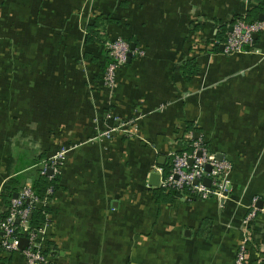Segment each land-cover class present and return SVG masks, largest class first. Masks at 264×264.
Masks as SVG:
<instances>
[{"label": "crops", "instance_id": "0c3cea01", "mask_svg": "<svg viewBox=\"0 0 264 264\" xmlns=\"http://www.w3.org/2000/svg\"><path fill=\"white\" fill-rule=\"evenodd\" d=\"M255 4L0 0V24L13 23L31 62L39 60L32 69L42 80L29 82L49 86L45 96L26 99L32 120L24 138L1 149L0 194L52 146L49 130L59 137L54 144L71 148L40 235L47 264H233L252 200L264 209V30L239 53L225 55L220 44L234 18ZM99 14L116 19L106 28L110 39L134 38L143 53L131 55L112 91L102 84L103 48L84 43L85 27ZM117 120L125 127L101 139ZM189 134L233 166L222 206L214 198L157 206L151 197L158 159L169 160ZM5 210L0 195V216ZM263 235L264 212H257L248 264H263ZM0 264L24 259L0 248Z\"/></svg>", "mask_w": 264, "mask_h": 264}, {"label": "built area", "instance_id": "2783aa9c", "mask_svg": "<svg viewBox=\"0 0 264 264\" xmlns=\"http://www.w3.org/2000/svg\"><path fill=\"white\" fill-rule=\"evenodd\" d=\"M264 30V19L253 22L243 20L235 21L226 38L221 42L222 53L232 55L241 52L244 47H251L254 44V35H258ZM217 44V42H216ZM107 52L108 62L102 76V84L108 90L115 88L117 74L127 62V56L142 55V51L134 48L130 49V44L122 38L107 40L104 44ZM116 126L101 132V139H110L114 132L125 127L124 122L117 120ZM127 128V127H126ZM136 128V127H135ZM135 131V130H134ZM127 133L132 135L131 130ZM191 151L173 152L170 154L171 169L164 176L161 166H155L153 172L159 175L157 188L164 190H186L182 196L186 201L207 200L214 198L224 202L230 186V174L233 166L227 159L218 160L216 154L209 151L201 138L195 139L189 134ZM69 147L61 146L57 154L52 159L50 166L45 164L40 171L41 175L51 171L52 175L61 174L66 160ZM209 166L207 172L205 167ZM209 179V186L204 180ZM46 197L39 199L29 182L24 183L17 192L16 198H11L7 208V216L0 219V248L6 254L20 253L24 259V264H47L48 258L44 253V242L40 238L44 229L49 224V215L46 221L39 228L34 229L29 225L31 211L38 205L44 206L49 203L48 195L53 194L52 187L46 192ZM257 212H264V209L257 207L256 198L252 200L248 212L241 221L240 240L237 246L233 264H248V250L251 238V223L257 217ZM24 233L27 239L25 248L20 249L21 238L18 234ZM264 250V245H263ZM264 254V251L262 252Z\"/></svg>", "mask_w": 264, "mask_h": 264}, {"label": "trees", "instance_id": "16d2710c", "mask_svg": "<svg viewBox=\"0 0 264 264\" xmlns=\"http://www.w3.org/2000/svg\"><path fill=\"white\" fill-rule=\"evenodd\" d=\"M255 3H256L255 6L251 10L246 12L243 16H236L232 24L237 20H243L248 23L259 20V17L261 15H264V0H255ZM115 22H116V19H113L110 16H104L103 14H99V15H93L91 23H89L85 27V36H84L85 45L93 46L94 44H96L102 47L103 52H104L103 54L105 55L107 59L106 64L108 62V56L104 48V44L107 40L114 39V38L110 39L108 37L106 28L108 25L114 24ZM124 40L128 42L130 45L134 44L136 48L137 43L134 40V38H126ZM25 42H26V39L23 38V35L21 33H19L18 36L16 34L13 35L14 58H13L12 68L13 70H15V73H16L15 75L16 81H18V78L23 77V82H24V90L22 92L17 93L15 96L13 94V98L16 102L21 103V104H23V102L19 98L25 99L24 107L21 110L22 111L21 114L23 117H25V121H26V129L24 130H27V125L29 126L32 119L28 118V113L26 112L27 107H30V106H27L26 99H29V97L34 93H37L38 94L37 96H40V97L44 95V92L45 94H48L49 86L41 88V87L32 85L29 82V79L31 78H34L35 80H42V75L40 74V72L32 69L33 68L32 65L34 64L33 66L35 67L38 64L39 60L37 57H35V59L33 60L34 63L31 62V56L28 55L29 50L27 49ZM23 43L25 44V48L21 46ZM84 59L87 61L90 60L93 63H96L98 61L97 58L93 57L90 53H85ZM42 60L46 61L47 57H44ZM36 62L37 64H35ZM74 64H76L75 61H74ZM106 64L104 65V67L103 66L101 68L99 67V69L102 71V76H103ZM32 70H34V72H32ZM196 72H197V69L194 70L193 73H196ZM39 91L43 93H40ZM13 123L16 125L20 124V119L13 118ZM47 134L55 135L56 133H54L53 130H49ZM190 143L191 142L189 141L187 143L182 144L181 149L178 152L191 151ZM44 157H45V152L41 151L40 154L37 156V159L40 160ZM161 168L163 170V175L166 176L170 172V169H171V160L170 159L167 160L163 165H161ZM60 177H61V174L52 175V174L45 173L44 175H41L40 172L39 173L37 172L35 175L31 177V180L29 181V183L31 185V188L34 190L36 196L41 200L44 197H46L47 189L49 187H52L53 194L47 196V198L50 200L58 189V182H59ZM22 186L23 185L21 184V181L16 178L10 179L8 183H6V186L3 188V191L0 194L1 199L4 203V207L6 208V210L0 216L1 220H4L5 217L7 216V208L9 206L10 199L13 197L15 193L19 191V189ZM150 193H151V197L154 203L157 206H160V205L172 204L177 199H181L182 196L186 193V190L177 191V190H164L162 188H152L150 189ZM50 213H51V209L47 205L36 206L31 211V215L28 221L30 227L34 229L39 228L42 224L45 223L46 217ZM205 223L206 221H203V224ZM18 235L21 238V242L22 240H26V245H27L26 235L24 233H20ZM261 240H262L261 242L264 245V235L262 236ZM48 246L46 243H44V253L45 254L47 253ZM262 262L264 264V259L262 260Z\"/></svg>", "mask_w": 264, "mask_h": 264}, {"label": "rangeland", "instance_id": "374dc122", "mask_svg": "<svg viewBox=\"0 0 264 264\" xmlns=\"http://www.w3.org/2000/svg\"><path fill=\"white\" fill-rule=\"evenodd\" d=\"M7 10L12 11L11 8H7ZM21 46L25 48L24 43ZM13 58V23L10 24L8 20L7 22L0 24V152L2 148L7 149L9 143L13 144V139L16 135L19 139L24 138V129H26L25 117L21 114L25 99L19 98L23 102V104H21L16 102L13 98V94L15 96L17 93L24 90L23 77L18 78V81L15 79L16 73L12 68ZM13 118H19L20 124H14ZM47 138L48 141L50 139L54 140L52 146L47 145L48 148L41 150L45 152L44 158L39 160L37 159L38 155L33 156L35 158L30 167L24 171V175H20L21 184L24 183L23 178L33 176L37 172L39 173L45 164L50 166L53 161L52 159L57 154L59 145L58 142L56 144H54V142L57 141L59 137L55 134L49 135ZM67 149L66 157L71 151L70 146Z\"/></svg>", "mask_w": 264, "mask_h": 264}, {"label": "water", "instance_id": "95a60500", "mask_svg": "<svg viewBox=\"0 0 264 264\" xmlns=\"http://www.w3.org/2000/svg\"><path fill=\"white\" fill-rule=\"evenodd\" d=\"M264 19V15H261L260 17H259V20H263ZM256 35H254L253 36V38L254 39H256ZM135 48V45L134 44H131L130 45V49L131 50H133ZM221 49H222V47H221ZM131 57V54L129 53L128 54V56H127V61H129V58ZM196 138H197V136H196ZM216 158L218 159V160H221L222 159V155H220V154H217L216 155ZM163 157H160L159 159H158V164L159 165H163ZM205 170L207 171V172H209L210 171V167L209 166H206L205 167ZM48 174H51V171H48ZM158 182H159V175L158 174H156V173H153V174H151L150 175V178H149V185L151 186V187H153V188H157L158 187ZM204 183H205V185H207V186H209V184H210V180L209 179H205L204 180ZM17 197V193H15L14 195H13V198H16ZM257 207L259 208V209H261L262 208V204H261V202H260V205H257ZM25 245H26V240H22V242H21V245H20V249H23L24 247H25Z\"/></svg>", "mask_w": 264, "mask_h": 264}]
</instances>
